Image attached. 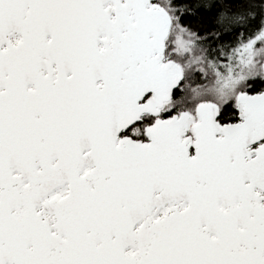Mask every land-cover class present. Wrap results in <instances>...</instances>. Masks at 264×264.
I'll list each match as a JSON object with an SVG mask.
<instances>
[{
  "label": "snow or ice",
  "instance_id": "1",
  "mask_svg": "<svg viewBox=\"0 0 264 264\" xmlns=\"http://www.w3.org/2000/svg\"><path fill=\"white\" fill-rule=\"evenodd\" d=\"M0 264H264V0H0Z\"/></svg>",
  "mask_w": 264,
  "mask_h": 264
}]
</instances>
